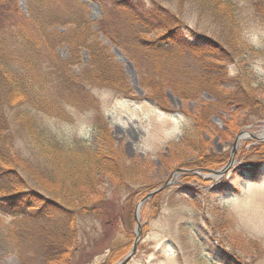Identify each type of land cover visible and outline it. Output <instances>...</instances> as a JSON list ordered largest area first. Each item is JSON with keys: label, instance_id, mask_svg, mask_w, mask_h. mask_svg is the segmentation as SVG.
<instances>
[{"label": "trees", "instance_id": "trees-1", "mask_svg": "<svg viewBox=\"0 0 264 264\" xmlns=\"http://www.w3.org/2000/svg\"><path fill=\"white\" fill-rule=\"evenodd\" d=\"M25 2L23 14L19 0H0V230L8 228L19 253L35 246L42 264H67L76 252L78 221L108 218L101 186H117L130 174L101 97L111 90L134 99L132 88L100 34L137 55L140 84L165 112H171L168 90L184 101L210 93L219 110L260 109L252 86L258 83L256 51L245 40L243 11L234 0H176V11L167 0H112L114 11L129 19L131 40L125 44L116 42L104 18L94 29L82 0ZM189 7L212 20L219 36L189 32L182 20ZM253 8L264 16L263 0ZM59 47L66 48V58ZM78 115L89 116L93 140L54 128L75 124ZM193 129L202 132L198 119ZM204 155H198L202 165ZM227 263L238 264L234 258Z\"/></svg>", "mask_w": 264, "mask_h": 264}, {"label": "rangeland", "instance_id": "rangeland-1", "mask_svg": "<svg viewBox=\"0 0 264 264\" xmlns=\"http://www.w3.org/2000/svg\"><path fill=\"white\" fill-rule=\"evenodd\" d=\"M82 1L96 31L104 18L116 42L131 40L129 19L114 11L112 0ZM173 1L167 3L176 11ZM254 1L234 0L243 11L245 40L256 51L253 68L258 83L252 86L261 100L260 109L219 110L210 93L184 101L168 90L166 106L172 112H163L152 101L150 90L140 84L137 55H128L122 45L100 34L132 88L134 99L119 98L111 90L101 97L111 137L130 174L117 186H101L108 218L78 221L76 252L67 264H119L137 237L141 241L127 264H228L233 258L238 264H264V136H260L264 132V16L253 8ZM19 8L26 14L25 0H19ZM182 17L189 32L219 36L215 23L205 16L201 19L192 7ZM56 30L64 33L65 28ZM172 52L186 59L181 52ZM57 53L62 59L68 56L63 47ZM196 119L202 132L193 129ZM90 127L87 115L76 116L73 125L54 126L67 136L79 132L93 140ZM28 152L23 148V156ZM201 153H205L203 165L198 162ZM172 178L176 185L153 194ZM7 231V227L5 232L0 230V264H42L35 246L23 247L19 253Z\"/></svg>", "mask_w": 264, "mask_h": 264}, {"label": "water", "instance_id": "water-1", "mask_svg": "<svg viewBox=\"0 0 264 264\" xmlns=\"http://www.w3.org/2000/svg\"><path fill=\"white\" fill-rule=\"evenodd\" d=\"M231 164H232V162H231ZM230 168H231V166H228L226 169H230ZM166 185H168V183L164 184L163 187H161L160 189L155 191L153 194H155L157 192H161L165 188ZM152 195H149L148 197H150ZM138 235L140 236V233ZM139 243H140V237H137L131 252L119 264H127L131 260V258L134 256V254L137 251V246H138Z\"/></svg>", "mask_w": 264, "mask_h": 264}, {"label": "bare ground", "instance_id": "bare-ground-1", "mask_svg": "<svg viewBox=\"0 0 264 264\" xmlns=\"http://www.w3.org/2000/svg\"><path fill=\"white\" fill-rule=\"evenodd\" d=\"M222 49V48H221ZM172 112V111H171ZM170 113V112H169ZM260 136H264V132L260 135ZM166 183H168V185H166L165 186V188L167 187V186H169V187H172V186H174V185H176V179H174V178H172L171 180H167L166 182H164L163 183V185H162V187L164 186V184H166ZM164 188V189H165ZM136 222H138V219H136ZM138 225H139V223H138ZM78 244V243H77Z\"/></svg>", "mask_w": 264, "mask_h": 264}]
</instances>
